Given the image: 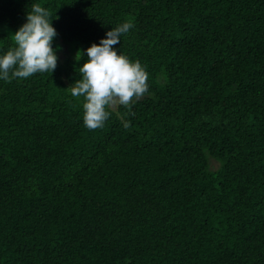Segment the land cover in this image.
Masks as SVG:
<instances>
[{
    "label": "trees",
    "instance_id": "1",
    "mask_svg": "<svg viewBox=\"0 0 264 264\" xmlns=\"http://www.w3.org/2000/svg\"><path fill=\"white\" fill-rule=\"evenodd\" d=\"M38 2L62 47L0 80V264H264V0ZM28 4L0 0V50ZM125 21L149 90L88 129L75 56Z\"/></svg>",
    "mask_w": 264,
    "mask_h": 264
},
{
    "label": "clouds",
    "instance_id": "2",
    "mask_svg": "<svg viewBox=\"0 0 264 264\" xmlns=\"http://www.w3.org/2000/svg\"><path fill=\"white\" fill-rule=\"evenodd\" d=\"M52 14L38 0H29L25 22L11 37L14 46L0 50V80L25 79L51 72L58 65L61 45L53 47L57 29ZM134 25L125 21L106 31L99 43L77 51L78 78L67 88L72 97L83 98V124L88 129L104 127L109 109L122 105L131 113L132 105L149 90L148 72L138 60H132L121 48L113 47ZM127 127L129 121H123Z\"/></svg>",
    "mask_w": 264,
    "mask_h": 264
}]
</instances>
